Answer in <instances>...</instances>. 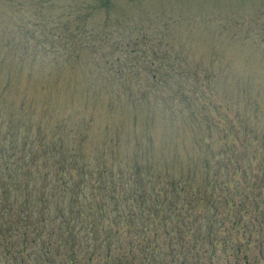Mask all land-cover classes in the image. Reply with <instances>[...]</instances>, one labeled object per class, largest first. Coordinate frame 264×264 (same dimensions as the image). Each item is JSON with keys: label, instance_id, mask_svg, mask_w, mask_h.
<instances>
[{"label": "rangeland", "instance_id": "rangeland-1", "mask_svg": "<svg viewBox=\"0 0 264 264\" xmlns=\"http://www.w3.org/2000/svg\"><path fill=\"white\" fill-rule=\"evenodd\" d=\"M5 98L37 136L81 143L88 174L107 157L165 181L259 177L264 0H0Z\"/></svg>", "mask_w": 264, "mask_h": 264}, {"label": "trees", "instance_id": "trees-1", "mask_svg": "<svg viewBox=\"0 0 264 264\" xmlns=\"http://www.w3.org/2000/svg\"><path fill=\"white\" fill-rule=\"evenodd\" d=\"M12 106H0V264H264V168L221 163L191 184L100 157L88 174L81 143L57 126L37 136Z\"/></svg>", "mask_w": 264, "mask_h": 264}]
</instances>
